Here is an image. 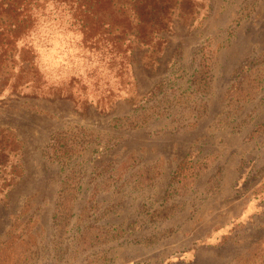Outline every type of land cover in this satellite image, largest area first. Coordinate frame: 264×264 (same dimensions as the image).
Returning <instances> with one entry per match:
<instances>
[{"label":"rangeland","instance_id":"rangeland-1","mask_svg":"<svg viewBox=\"0 0 264 264\" xmlns=\"http://www.w3.org/2000/svg\"><path fill=\"white\" fill-rule=\"evenodd\" d=\"M72 38L41 51L59 85L86 71ZM163 39L134 44L120 96L111 75L83 105L0 97L18 152L0 177V264H264V0L177 9Z\"/></svg>","mask_w":264,"mask_h":264},{"label":"trees","instance_id":"trees-1","mask_svg":"<svg viewBox=\"0 0 264 264\" xmlns=\"http://www.w3.org/2000/svg\"><path fill=\"white\" fill-rule=\"evenodd\" d=\"M201 2L0 0V97L5 93L32 98L59 97L83 105L94 102L86 97L89 87L97 90L111 75L119 82L120 96L136 83L132 62L134 44L160 53L165 45L164 34L173 29L176 10L188 21ZM61 35L73 37L76 56L83 61L82 68L86 71L71 74L59 85L53 74L45 71L41 51L50 48V41ZM101 102L104 103L103 98L98 105ZM13 140L7 131L0 129V177L8 169L5 161L9 160L10 153H18ZM53 146L56 151L61 147L62 155L71 152L66 145L55 143ZM8 256L2 254L3 263Z\"/></svg>","mask_w":264,"mask_h":264}]
</instances>
